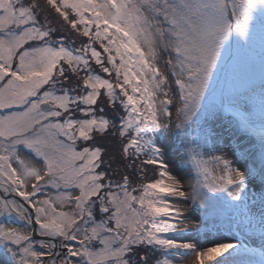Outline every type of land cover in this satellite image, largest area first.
I'll return each mask as SVG.
<instances>
[{
    "label": "snow or ice",
    "instance_id": "snow-or-ice-1",
    "mask_svg": "<svg viewBox=\"0 0 264 264\" xmlns=\"http://www.w3.org/2000/svg\"><path fill=\"white\" fill-rule=\"evenodd\" d=\"M257 49L264 0H0V264H264Z\"/></svg>",
    "mask_w": 264,
    "mask_h": 264
},
{
    "label": "rangeland",
    "instance_id": "rangeland-1",
    "mask_svg": "<svg viewBox=\"0 0 264 264\" xmlns=\"http://www.w3.org/2000/svg\"><path fill=\"white\" fill-rule=\"evenodd\" d=\"M261 55L262 54L260 53L259 49H257L255 58L249 61L240 73V75L243 78L250 79L252 82L254 80L261 78L262 71H264V68H262V64H261ZM161 67L163 68V60H161ZM223 74L226 75V68L223 69L221 74L218 76V79L220 80V87L223 89L224 93L226 94L225 97H227L229 84L232 78H230L228 74L226 80H222L224 77ZM223 123L225 127H228L227 122H223ZM225 140H229L227 133H225ZM243 142L246 147L252 148L253 152L256 154L255 156L256 162L259 163V159H260L259 137L255 134H248L243 137ZM183 151L184 149L181 146L173 145L171 154L166 157L169 161L171 170L177 175H182L184 172L187 171L188 162L183 156ZM260 245H261V241L259 240L258 236H254L249 241V247L259 248Z\"/></svg>",
    "mask_w": 264,
    "mask_h": 264
},
{
    "label": "trees",
    "instance_id": "trees-1",
    "mask_svg": "<svg viewBox=\"0 0 264 264\" xmlns=\"http://www.w3.org/2000/svg\"><path fill=\"white\" fill-rule=\"evenodd\" d=\"M79 44H80V40L77 39V46H79ZM228 74L231 75V77H232V73L230 74V71L226 68V75L223 74L224 77L222 80H225L227 78ZM117 159H118V155H117ZM155 178H158V170H157L156 166H152V165L147 166V175H146L145 182L150 181V180L155 179ZM136 182L139 183L140 181L137 180ZM161 257H162L161 254L159 252H156L155 255L153 256V259L154 260L160 259Z\"/></svg>",
    "mask_w": 264,
    "mask_h": 264
}]
</instances>
